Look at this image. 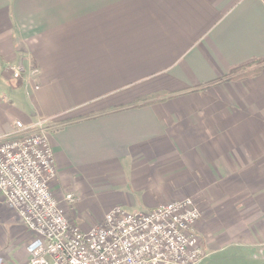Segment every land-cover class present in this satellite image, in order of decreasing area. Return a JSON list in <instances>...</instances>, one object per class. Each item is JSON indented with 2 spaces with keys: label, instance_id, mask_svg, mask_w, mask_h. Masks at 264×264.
<instances>
[{
  "label": "crops",
  "instance_id": "crops-1",
  "mask_svg": "<svg viewBox=\"0 0 264 264\" xmlns=\"http://www.w3.org/2000/svg\"><path fill=\"white\" fill-rule=\"evenodd\" d=\"M255 59H264V0H0V135L48 119L54 194L111 167L127 191L116 205L134 210L174 200L168 186L178 181L160 167L186 152L207 202L198 264H216L206 258L227 246L240 248L233 264H264V66ZM144 98L159 100L130 106ZM0 207L12 225L0 226V258L24 263L35 236L1 196ZM217 215L228 216L224 226H212Z\"/></svg>",
  "mask_w": 264,
  "mask_h": 264
},
{
  "label": "built area",
  "instance_id": "built-area-1",
  "mask_svg": "<svg viewBox=\"0 0 264 264\" xmlns=\"http://www.w3.org/2000/svg\"><path fill=\"white\" fill-rule=\"evenodd\" d=\"M48 121H15L10 133L0 135V196L35 236L24 263L0 258V264H198L206 256L192 197L134 212L113 205L86 230L69 219L66 208L75 195L57 197L50 186L57 170Z\"/></svg>",
  "mask_w": 264,
  "mask_h": 264
},
{
  "label": "rangeland",
  "instance_id": "rangeland-1",
  "mask_svg": "<svg viewBox=\"0 0 264 264\" xmlns=\"http://www.w3.org/2000/svg\"><path fill=\"white\" fill-rule=\"evenodd\" d=\"M237 73H239V71H237ZM236 77L238 76L236 75ZM199 90H202V88H199ZM258 122L259 124H264V119H258ZM260 140H264V135ZM185 153L186 152L183 151H177L175 152L176 157L174 156V159H163L164 162L160 167L163 175L162 177L163 179L171 178L174 181H178V183H172L171 187L170 185L168 186L169 194L174 195V200L192 197L199 207V211L202 214L201 216H204L203 209H205L207 206V202L202 191L203 184L201 181V168L200 166H196L194 164L190 165L189 162L185 161V156H183ZM193 162L198 164L197 159L193 160ZM151 167H148V169L152 172ZM246 169H248V167ZM112 171L115 170L111 167L96 168L88 174L81 173L78 175V185L76 184L74 187L70 185L65 186L63 194L65 192H72L76 197L74 205L66 208L67 216L69 219L75 221V223L82 225L80 226L82 229L84 227L87 229L90 227L86 226L85 224L91 225L93 223H98L102 219L104 213L111 206L116 205V193L121 194L120 192L122 190L127 192L126 189L122 188V185L119 186L115 184V179H113L114 172ZM229 186L231 187V192H233V184H229ZM223 192L224 191H221L218 195L220 196ZM125 209L130 212L137 211L129 207H125ZM10 213V210L0 207V226H12L9 222V218L11 216ZM218 216L219 215H217L215 224L212 226H217V223L221 222L223 223L220 225L224 226V222H226V219L224 218H228V216L221 215V218ZM220 219L222 221H220ZM202 220L203 219L201 218L196 226H202ZM238 249L240 248L235 249L232 246L223 247L222 250H217L214 253H210L206 260H213L216 264H233V258L236 255V251L238 253Z\"/></svg>",
  "mask_w": 264,
  "mask_h": 264
},
{
  "label": "trees",
  "instance_id": "trees-1",
  "mask_svg": "<svg viewBox=\"0 0 264 264\" xmlns=\"http://www.w3.org/2000/svg\"><path fill=\"white\" fill-rule=\"evenodd\" d=\"M253 64H257V65H260V67L264 66V59H255ZM249 65V64H248ZM244 67H247V65H243V66H237V67H232L230 68V70L228 71V77L232 76L235 74V72L237 71H240V69L244 68ZM261 70H257L256 73H259ZM233 78V77H232ZM236 79L238 77H235ZM155 100H159V99H154V100H148L146 98L142 99L141 101L137 102V103H134L132 105H130L131 107L134 106V107H138V106H143V105H147L149 103H151L152 101H155ZM115 109H112V110H109V111H105L103 112L104 113H108V112H111V111H114ZM102 114V113H100Z\"/></svg>",
  "mask_w": 264,
  "mask_h": 264
}]
</instances>
